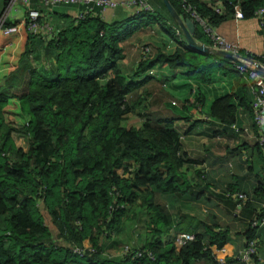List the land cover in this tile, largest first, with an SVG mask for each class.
Segmentation results:
<instances>
[{"label": "trees", "instance_id": "trees-1", "mask_svg": "<svg viewBox=\"0 0 264 264\" xmlns=\"http://www.w3.org/2000/svg\"><path fill=\"white\" fill-rule=\"evenodd\" d=\"M168 1L182 19L188 17L179 0ZM184 2L211 29L233 17L234 5L244 19L264 6V0ZM160 3L167 21L155 8L109 22L87 15L58 27L50 38L38 36L45 39L39 50L26 34L15 48L0 51V264H191L200 258L221 264L215 256L225 243L223 233L210 230L202 241L189 217L181 220H188L185 230L194 234L193 240L175 246L161 238L167 228L159 217L166 216L153 194L188 187L187 180L182 185L176 181L187 159L170 122L152 124L141 112L146 100L139 87L155 65L185 67L187 75L207 80L215 67L234 61L190 50L180 35L172 51L165 44L150 46V53L141 50L136 67L124 76L118 66L120 42L135 30L157 23L176 37L177 27ZM193 24L192 37L210 44L201 26ZM1 35V45L16 40L15 32ZM196 97L183 98L181 108L195 111ZM234 111L233 97L221 95L206 116L229 125ZM132 112L141 123L125 127L122 121ZM18 128L26 138L25 150L11 138ZM254 195L264 197V182ZM132 212L146 217L150 239L138 248L150 251L153 259L103 256L101 238H108ZM255 230L249 225L244 239L253 238ZM74 246L84 251L73 252Z\"/></svg>", "mask_w": 264, "mask_h": 264}, {"label": "crops", "instance_id": "crops-1", "mask_svg": "<svg viewBox=\"0 0 264 264\" xmlns=\"http://www.w3.org/2000/svg\"><path fill=\"white\" fill-rule=\"evenodd\" d=\"M111 1L114 5L106 7L103 11L94 8L96 16L103 21L122 19L135 13L136 9L131 0ZM160 1L148 0V3L152 9L155 8L164 15L167 21ZM7 2L8 0H0L2 23L6 21L17 24L19 32H15L16 40L13 44L6 42L1 45L0 39L1 52L7 46L12 45L15 48L23 38H26L24 8L18 0L15 1L13 8H8ZM34 5L39 10L40 23L49 28L52 35L58 27L74 19L76 12L83 7L74 3H61L50 9L41 6L40 2H35ZM213 30L226 41L237 42L240 52L254 58L264 68V28L254 17L244 19L233 16ZM42 34L46 36V33ZM175 35L176 37H170L157 23L135 30L130 37L120 42L122 57L118 60V66L121 73L124 76L130 75L134 70L141 58L143 45L148 44L155 49L160 44L172 41L173 44L167 49L172 51L176 46L175 43L182 40L178 28ZM1 36L4 35L0 34ZM32 42L39 50V47L44 45L45 39L34 38ZM37 55L42 59L39 53ZM232 67L233 64L215 67L209 73L207 80H204L194 74V76L187 75L185 67L170 68L165 64H159L151 68L152 74L147 75V79L139 87L147 105L149 103L145 109L149 122L155 125L170 122L178 132L180 152L187 159L180 167L181 175L176 181L182 185L187 180L188 187L183 192L171 194L156 191L153 194L154 201L166 216L159 217L167 228L160 233L161 238L165 236L168 238L179 231L189 232L188 229L185 230L188 220L185 224L182 223V220L185 221L189 217L191 219L189 223L195 225L193 231L201 235L202 241L207 240L210 230L223 233L225 243L222 246L226 249L227 259L235 256L242 249L243 232L264 204V197L254 195L258 183L264 182V151L255 143L256 129L248 108L251 99L250 82L244 74H239ZM135 80L140 81V78ZM192 95L197 96L200 103L195 111L190 107L185 111L181 108L180 101ZM221 95L233 97L235 111L230 124H235L239 128L238 131L228 125L227 120L216 122L210 118L204 119L211 102ZM171 101L174 102L172 106L169 105ZM19 123L22 122L15 120L16 125ZM140 123V117L134 112L128 113L122 121L125 127L138 126ZM12 134L13 132L11 138L14 142ZM14 144L22 150L26 149L15 142ZM226 191L243 192L247 200L239 201L225 196ZM149 231L146 217L132 212L130 219L122 220L108 238H101L103 254L106 256L110 254L112 258L118 259L121 257L118 253L123 244L129 243L133 247L142 246L150 239ZM255 232L258 262L229 261L230 264H264V225L256 228ZM193 262V264H209L204 258L194 259Z\"/></svg>", "mask_w": 264, "mask_h": 264}, {"label": "built area", "instance_id": "built-area-1", "mask_svg": "<svg viewBox=\"0 0 264 264\" xmlns=\"http://www.w3.org/2000/svg\"><path fill=\"white\" fill-rule=\"evenodd\" d=\"M16 0H8V8H13ZM21 6L25 10V23L24 30L26 34L31 39L37 38L42 33H46V38H50L52 33L49 28L44 27L39 20V10L34 5L35 2H40L41 6L46 9L61 4V3H74L82 5V10L77 11L73 20H81L87 15H96L94 8H97L98 11H103L106 7L114 5V2L111 0H18ZM184 11L187 13L188 17L192 21H196L206 33L210 40V46L214 48H219L224 51H228L234 55H237L238 59L233 60V69L239 74H244L250 82V91L251 99L249 102L251 119L253 125L256 129L255 143L256 145L264 151V70L257 65V61L251 57L246 56V54L240 52V48L237 42L226 41L222 36L215 33L213 29L207 27L202 20L196 15V13L185 4L184 0H179ZM135 6V12L138 11H152L148 0H131L130 1ZM217 10V8H216ZM234 17L241 18V14L237 5H234ZM253 17L257 20L258 24L264 28V6H260L255 9ZM12 32H19L17 24H10L8 26L2 25V20L0 21V33L7 34ZM178 33V31H177ZM181 42V40H180ZM173 44L172 41L167 42L164 45V48L167 50ZM176 44V43H175ZM141 50L150 53L152 52L149 45H143ZM259 64V63H258ZM148 75L152 74V69L146 71ZM171 104H174L171 101ZM204 119H209L204 117ZM230 126L238 131L239 128L235 124H230ZM245 130V128H241ZM225 196L230 198L238 199L239 201L247 200V196L240 191H226ZM249 225L255 229L264 225V204L258 210L256 217L250 220ZM195 238L192 232H176L169 236L162 238L164 241L171 242L175 246L183 245L186 241H191ZM135 248V249H134ZM73 252L82 253L84 250L82 248L74 246L72 248ZM225 247H220L216 249L215 260L218 263H225L227 258L225 257ZM130 254L131 257H142L146 256L148 259H153V254L150 251H143L138 247H133L130 244H123L119 250V256H126ZM103 256H106L103 254ZM108 258H112L110 254H107ZM231 261L247 262L252 260L253 262H258L259 258L256 256V240L255 238L244 239V244L241 250H239L235 256L228 258Z\"/></svg>", "mask_w": 264, "mask_h": 264}, {"label": "water", "instance_id": "water-1", "mask_svg": "<svg viewBox=\"0 0 264 264\" xmlns=\"http://www.w3.org/2000/svg\"><path fill=\"white\" fill-rule=\"evenodd\" d=\"M162 4L164 6V8L166 9L169 17L171 18V20L174 22V24L177 26L180 35L182 36L183 40H184V46L190 50H193L195 52H199V53H206V54H215V55H222L225 56L231 60H237L238 57L237 55H234L228 51H224L221 50L219 48H214L210 45H206L204 43L201 42H197L193 37H192V32H193V21L187 17L182 19L178 13L174 10V8L172 7V5L169 3L168 0H161ZM2 19L0 18V21ZM257 65L264 70V68H262V66H260V64L257 63Z\"/></svg>", "mask_w": 264, "mask_h": 264}, {"label": "rangeland", "instance_id": "rangeland-1", "mask_svg": "<svg viewBox=\"0 0 264 264\" xmlns=\"http://www.w3.org/2000/svg\"><path fill=\"white\" fill-rule=\"evenodd\" d=\"M147 74V73H146ZM148 75V74H147ZM151 75V74H150ZM158 86V85H157ZM157 94H160V93H157ZM157 94H156V96H157ZM159 96V95H158ZM148 100V99H147ZM148 105H149V103H148ZM147 103H145V109L147 108ZM145 109L144 110H142L141 112L143 113V112H145ZM11 118V117H10ZM19 126L21 125L20 123L18 124ZM21 127V126H20ZM12 136H13V139H14V142L18 145V146H22L23 148L24 147H26V139H24V136H23V131H22V129H20V128H18V129H15L14 131H13V134H12ZM125 244H129V243H125ZM194 262L193 261H191V264H193Z\"/></svg>", "mask_w": 264, "mask_h": 264}]
</instances>
